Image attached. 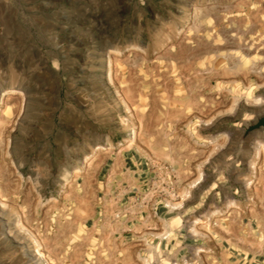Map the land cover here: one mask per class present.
Wrapping results in <instances>:
<instances>
[{"label": "rangeland", "instance_id": "rangeland-1", "mask_svg": "<svg viewBox=\"0 0 264 264\" xmlns=\"http://www.w3.org/2000/svg\"><path fill=\"white\" fill-rule=\"evenodd\" d=\"M0 264H264V0H0Z\"/></svg>", "mask_w": 264, "mask_h": 264}, {"label": "built area", "instance_id": "built-area-1", "mask_svg": "<svg viewBox=\"0 0 264 264\" xmlns=\"http://www.w3.org/2000/svg\"><path fill=\"white\" fill-rule=\"evenodd\" d=\"M178 184V180L174 175V171L170 166H159L154 168L152 177L147 181V187L150 192L145 196L146 199L148 196L151 197L148 200V206L153 204L152 199L157 195L158 197L164 198L163 200H167L168 198H175V190L174 187ZM167 199H166V198ZM168 203L164 205L165 209H169ZM157 215V213H155Z\"/></svg>", "mask_w": 264, "mask_h": 264}, {"label": "crops", "instance_id": "crops-1", "mask_svg": "<svg viewBox=\"0 0 264 264\" xmlns=\"http://www.w3.org/2000/svg\"><path fill=\"white\" fill-rule=\"evenodd\" d=\"M126 160L129 161V162H126V164H131V163L134 164L132 158H128L127 157ZM126 173H128V171H126ZM126 173H124V174H126ZM112 175H113V172L111 170L107 174V177H106V179L104 181V186L108 187L109 185H113V182H112L113 180L111 179ZM117 175H121V174H117ZM122 177H124V176H122ZM139 177H140V179H142L143 176L140 175ZM177 237H178L177 239L180 242V251L182 252V251H185V250H187V251L190 250V248H191L190 244H189L190 243V237L188 235H186V234H183L182 228L179 231H177ZM179 254H180V252H179Z\"/></svg>", "mask_w": 264, "mask_h": 264}, {"label": "bare ground", "instance_id": "bare-ground-1", "mask_svg": "<svg viewBox=\"0 0 264 264\" xmlns=\"http://www.w3.org/2000/svg\"><path fill=\"white\" fill-rule=\"evenodd\" d=\"M195 10H196V13L200 11V9H198V8H195ZM199 13H200V12H199ZM194 14H195V13H194ZM200 15H201V14H200ZM186 40H187V39H186ZM12 94L14 95V94H16V93H15V92H12ZM10 95H11V94H10ZM76 174H79V172H77ZM76 176H77V175H76ZM76 176H75V177H76Z\"/></svg>", "mask_w": 264, "mask_h": 264}]
</instances>
